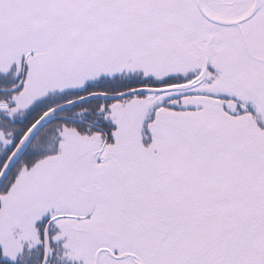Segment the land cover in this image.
<instances>
[{"label":"snow or ice","instance_id":"6c2138e0","mask_svg":"<svg viewBox=\"0 0 264 264\" xmlns=\"http://www.w3.org/2000/svg\"><path fill=\"white\" fill-rule=\"evenodd\" d=\"M0 264H264V0H0Z\"/></svg>","mask_w":264,"mask_h":264}]
</instances>
